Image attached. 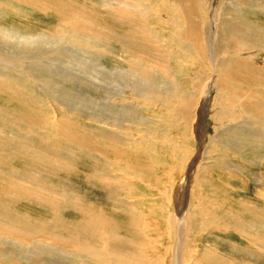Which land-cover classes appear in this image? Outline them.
Here are the masks:
<instances>
[{
  "label": "bare ground",
  "instance_id": "bare-ground-1",
  "mask_svg": "<svg viewBox=\"0 0 264 264\" xmlns=\"http://www.w3.org/2000/svg\"><path fill=\"white\" fill-rule=\"evenodd\" d=\"M204 1L101 0L104 12L99 24L92 12L79 9L73 0H0V117L17 121L0 120V149L9 151L0 154V264H165L160 255L155 261L147 260L140 229L139 234L124 231L125 227L112 215L125 211L122 192L129 193L130 187L124 185L130 184L131 177H151L152 163L146 167V160L135 162L140 156L138 149L145 146L133 140L132 131L137 123L152 124L153 118H143L148 117L143 109H152L149 106L153 102L159 104L160 115L151 117H183L189 122L192 108L197 107V111L201 106L207 118V101L202 96L207 95L205 90L212 82L209 87L227 98L225 104L232 109L239 106L248 117H254L258 124L254 134L264 143V0H217L214 9H210L213 0ZM40 11V19L44 16L52 23L37 33L29 26L28 13L38 15ZM161 13L168 18L161 17ZM252 17L262 18L263 22ZM153 20L163 22L162 32L164 26L173 29L169 37L162 33L165 43L151 27ZM48 26L52 29L47 30ZM167 38H172L170 44ZM173 42L179 44L178 52ZM116 46L122 49V55L112 59L111 64L103 63L109 58L106 53H118ZM177 56L180 64L200 65L201 72L210 66L209 71L216 76L202 81L199 101L192 96L191 102L184 101L181 106L178 102L182 100V87L171 72ZM197 56L206 58L199 63L194 58ZM71 64L83 72L82 80L92 92L82 95L84 101H71L68 86L60 93L51 86L58 83L49 82L47 77L52 72L58 76L61 72L57 73L56 68H62L67 75ZM244 84L250 90L246 94ZM252 87L262 89L253 91ZM94 92L103 94L99 97ZM222 103L219 98V105ZM232 109L223 115L235 117ZM47 117H51L49 121ZM82 117L84 124L79 121ZM6 131L15 139L3 137ZM10 158L24 169L17 170L18 166L6 161ZM260 160L264 165V157ZM75 162L86 168L89 162L95 166L92 175L83 173L82 180L88 186L82 196H77L72 186L76 183L68 178L61 181L58 190L38 189L40 183L49 180L51 172L78 175ZM36 189V195H32ZM106 189L113 192V196L105 198L111 205L109 211L113 208L107 212L111 219L93 205H104ZM29 196L46 208L33 221L26 212L17 214L11 209ZM21 203L26 204L27 198ZM178 206L185 210L182 204ZM66 209L76 211L70 222H66L70 217ZM248 214L247 210L240 211L230 221L248 243L264 250V221ZM179 221L180 235H176L172 264H187L180 258L183 231ZM59 224L66 230L57 231ZM205 262L200 258L191 264Z\"/></svg>",
  "mask_w": 264,
  "mask_h": 264
},
{
  "label": "rangeland",
  "instance_id": "rangeland-1",
  "mask_svg": "<svg viewBox=\"0 0 264 264\" xmlns=\"http://www.w3.org/2000/svg\"><path fill=\"white\" fill-rule=\"evenodd\" d=\"M73 1L75 6L79 7V9L89 11V13L92 12L93 14H91L95 16L97 23H102L101 14L104 12V9L101 0ZM216 1L217 0H213L210 9L217 7ZM45 5L50 6L49 3H45ZM49 11L56 12L55 10ZM170 13L171 12H169V14ZM28 14L30 16L29 26L34 32L40 33L44 25L52 23L49 22L50 20H46L44 16L43 20H41L42 17L40 19L42 11H40L38 15H34L31 12ZM160 16L168 18V15L164 13H161ZM254 19L256 22H263L262 18ZM205 20L207 21V17ZM152 22L153 24L151 27L159 32L157 35L158 39L162 43H165L166 40L162 36V33L169 37L170 34L173 33L171 31L173 29L164 26L165 32H162L163 22L157 20H153ZM46 29L49 30L52 28L48 26ZM175 38L176 34H174V39ZM167 41L170 44L172 38H169ZM173 44V48L177 51L179 44L177 43L175 45V42H173ZM117 50V54L106 53L109 58L102 62L111 64L112 59L122 55V49L117 47ZM207 56L210 58L209 53L206 54V57ZM194 58L199 63L205 60L204 57L200 58L199 56ZM179 61L177 56L174 65L171 66V72L177 77V81L182 87V100L178 102L181 106L184 101L191 102L192 96L194 97V101H199L201 93L199 89L203 87V82L208 76H210L209 80H212V78L214 80L216 76L209 71L210 66L206 67L205 72H201L200 65H195L190 62L180 64ZM72 65L74 64L68 66L69 71H67V75L62 73V68H56L55 71L61 73L58 76L54 72H52L53 74L48 73L49 75H47V77L49 82L58 83V85L50 84L54 88L60 90V93L64 92L65 87L67 88L68 86L67 90L70 92L69 97L71 101L75 100L74 102H76L81 99L84 101L83 96L85 97L87 94H92V92L87 88V82L82 80L84 78L83 72L79 71L75 65ZM95 74L98 75L97 73ZM198 80L201 82L198 83ZM210 83L212 82L208 83L205 90L207 91L206 103L208 106L206 110L207 118L204 117L203 121L205 146L201 158L191 174L189 187V193H191L188 195V200L186 202V206L189 203L188 212H190L187 213L186 206H184L185 189L180 188V183L184 181L186 172L188 171V165L198 153L199 144L194 134V122L196 123L201 106L197 109L198 112L196 111L197 107L194 109L192 108L188 122L183 117H151L154 114L160 115L159 107H157L159 104L153 102V104L149 106L152 109L146 110V107H143V110L148 113V117L143 118H153L154 121L152 124L137 123L132 131V137L135 136L133 140H137V144L140 143L145 146L143 147L144 149H138L140 156L135 162L146 160L147 162L144 165L146 167L152 163L151 177L149 179L131 177L132 179H129L130 184L124 185L125 187H130L129 193L127 191L124 193L122 192L124 202H122L121 205L125 207V211H120L118 214L114 213L112 215L114 219L120 221L122 228L125 227L123 228L124 231L132 234H139L140 229L141 234L139 237L142 238V240L144 239L143 248L147 255V260L150 262L157 260V256L160 255L165 259V264H172L174 261V248L178 243V241H176V235H180V232L178 233L177 224L179 219L184 217L185 221H179L183 231V235L181 234L183 243L180 258L183 262L186 260L184 263H196L200 261L201 258L202 261H207L205 262L206 264H264V250L262 248H257L255 244L248 243L247 239L233 227L230 221V217L236 218L239 212H244V210L248 211V215L264 221V165L263 162H261L262 160H260L264 157V143L261 141L260 136L258 137L254 134L258 129V124L253 121L254 117H248V115H246L247 113L242 108L240 110L239 106L236 107L237 109L234 108L235 110L230 108L228 104H225L227 98L223 95L221 96L217 89L214 90V87H209ZM235 87L238 88L239 86ZM251 89L253 91H259L262 88L252 87ZM246 90L250 92L247 85H245L243 94H246ZM85 91L86 94H84ZM54 94L55 96H59V92L56 93V91H54ZM100 94L103 93H93V95L99 97ZM219 98L224 101L222 105H219ZM204 99L205 94L202 96L203 101ZM174 104L172 103V106ZM229 108L232 109L231 111L234 110L233 113L235 117H230L229 115L228 118V115H223V112H226L227 109L230 110ZM57 111L61 115V108H58ZM243 112L245 113L243 114ZM165 113L166 112H164V114ZM66 114L71 115L70 112H66L65 115ZM50 118L51 117H47L45 120L49 121ZM231 119L233 120L231 121ZM0 120L6 123L16 121L13 117H0ZM41 121H44V118H41ZM79 121L81 122L80 124L86 123L83 117L79 118ZM192 121L194 122L192 123ZM94 126L96 128L99 127L97 124H94ZM8 133L9 132L6 131L1 135L3 137L15 139L8 135ZM19 141L20 140H18V142ZM239 145L242 147H239ZM233 148L235 149L232 150ZM65 153L68 154V152ZM0 154L6 155L9 154V151L7 149H0ZM6 161L18 166L19 169L17 170L24 169V166H22L20 162L12 158L6 159ZM87 165L88 167L86 168L85 164L83 165L75 162L74 167L79 171V174L74 176L56 172L52 174L51 172L49 180L40 183L38 189L40 188L41 191L47 192L49 188L52 187L58 190L60 189L61 181L64 178H68L73 183L78 184V186H75L76 184L72 186L77 196L80 197L83 195V189L88 186L87 183H84L82 180L83 173L92 175V169L95 167L92 162H89ZM132 165H135V163ZM31 171L32 169L29 170V174ZM41 172L44 176L48 175V172L44 170ZM70 181H66L65 183L70 184ZM179 184L180 186L178 188L177 186ZM2 186L0 182V188ZM179 189L182 190L180 191ZM36 192L37 189L32 195H36ZM107 196H113V192L106 189L103 198L104 205L100 206L97 203L93 205H95L105 217L111 219L107 213L109 207H111V205L106 204L105 198ZM26 198L27 203L23 205L21 202ZM26 198L18 201L11 209L17 214H25L26 212V215L29 214L32 217V221L38 219L39 215H43L42 212L45 211V206L36 202V198L34 197L29 196ZM6 201L10 202L8 198H6ZM180 204H182L185 209L183 213V209H180V206H178ZM112 209H110L109 212H112ZM117 209L118 208H116L115 211H117ZM65 212L67 216H70L66 222H70L74 218L76 211L66 209ZM184 213L188 214V218L186 216L187 214ZM132 215L134 219L131 217ZM137 218L140 221H138ZM66 228L65 225L59 224L56 230L64 231ZM120 233L122 235L126 234L123 231H120ZM158 250H160L159 254L157 253Z\"/></svg>",
  "mask_w": 264,
  "mask_h": 264
},
{
  "label": "water",
  "instance_id": "water-1",
  "mask_svg": "<svg viewBox=\"0 0 264 264\" xmlns=\"http://www.w3.org/2000/svg\"><path fill=\"white\" fill-rule=\"evenodd\" d=\"M204 101H207V95L205 96ZM203 119H204L203 110L200 108L199 112H198V117H197L196 123L194 125L195 138L199 144L198 153L193 158V160L190 162V164L188 166V171L186 172V176L184 178V181L181 183V186H180V188L185 189L184 206H186V202L188 200L189 187H190V182H191V174H192L193 170L195 169L196 164L199 162V160L201 158L202 151H203L204 146H205L204 128H203V124H202ZM183 211L184 210H182V212Z\"/></svg>",
  "mask_w": 264,
  "mask_h": 264
}]
</instances>
